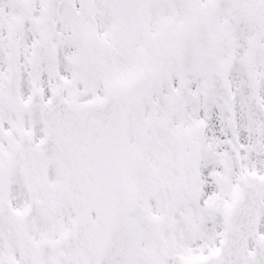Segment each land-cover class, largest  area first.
I'll return each instance as SVG.
<instances>
[{
    "label": "snow or ice",
    "instance_id": "6c2138e0",
    "mask_svg": "<svg viewBox=\"0 0 264 264\" xmlns=\"http://www.w3.org/2000/svg\"><path fill=\"white\" fill-rule=\"evenodd\" d=\"M0 264H264V0H0Z\"/></svg>",
    "mask_w": 264,
    "mask_h": 264
}]
</instances>
